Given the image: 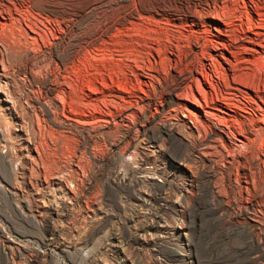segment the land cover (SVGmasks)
<instances>
[{"label":"bare ground","instance_id":"bare-ground-1","mask_svg":"<svg viewBox=\"0 0 264 264\" xmlns=\"http://www.w3.org/2000/svg\"><path fill=\"white\" fill-rule=\"evenodd\" d=\"M66 30L69 33L64 41L56 43L52 51L36 55ZM262 53L264 0H0V192L5 193L1 182L11 185L15 180L16 165L20 164L17 174L24 183L27 167L54 168L64 150L80 151L83 156H79L89 154L95 159L92 151L106 144L102 137L90 138L94 127L108 139L112 126L124 127L122 136L111 141L108 150L122 149L124 140L130 144L134 138L126 122L138 117L136 109L144 113L152 110L153 123L158 115L169 118L166 122L167 118L162 121L157 117L152 126L141 124V130L151 138L142 148L143 160H129L128 164L155 165L159 161L154 152L163 153V146L157 134L177 140L181 155L172 166L182 175L178 190L183 195L194 183L190 163H196L199 154L210 155L216 142L231 150L250 151L257 145L264 158V109L255 99L264 104ZM102 69L109 70V83L89 77L94 72L101 75ZM125 70L131 78L123 76ZM200 131L207 141H199L196 135V146L195 138L193 143L186 139L189 133ZM15 151L21 157L18 164ZM71 161L78 169L82 167L77 153ZM211 161L207 158V163ZM76 175L80 176V170ZM57 179L61 199L69 201L60 200L59 212L47 197L46 211L60 216L69 212L67 204L75 200V190ZM178 202H173V210L182 217L186 210ZM27 210L35 217L41 207L28 203ZM101 215L99 209L91 217L103 219ZM179 220L173 224L159 220L158 239L178 245L182 263L193 264L187 227Z\"/></svg>","mask_w":264,"mask_h":264},{"label":"rangeland","instance_id":"rangeland-1","mask_svg":"<svg viewBox=\"0 0 264 264\" xmlns=\"http://www.w3.org/2000/svg\"><path fill=\"white\" fill-rule=\"evenodd\" d=\"M68 33L69 30H66L59 36L58 40L50 45L42 46V51L40 50L36 55L52 51L53 46L64 41ZM252 46L260 51L259 47ZM142 52V56L144 55L143 60L148 64L147 55L145 51ZM248 56L249 59H252L251 55ZM253 56L257 58L258 54ZM262 56H264L263 53ZM259 60H257V63L260 62ZM101 72L102 77L98 75L100 73L95 72L89 77H92L94 79L92 80L96 82L102 79L109 83V70L102 69ZM123 76L126 79L132 77L129 70H125ZM262 81L264 82V80ZM260 87L264 89V83ZM255 99L264 109V104L259 99ZM252 107L257 108L254 104H252ZM113 110L115 112V109ZM139 110L136 109V115L140 117L141 114L142 116L144 114V118L139 120L138 117L133 116L126 122L131 129L130 136L133 135L132 137H134L133 140L131 139L132 142L129 144L126 142L127 139L124 140L121 147L124 146L118 151L108 150L109 144L122 136L121 133L124 132V127H117V129L112 126L109 139L105 135L102 136L97 133L98 129L94 127L90 131V138L94 140L97 137H102L106 144L105 147L92 151L95 159L89 154L84 155V157L79 156L78 154L82 153L80 151L64 150L58 155L59 163L54 166L55 169L45 166L43 168L41 166L34 167L33 165L34 168L32 166L27 167L26 172L24 171L28 176V180L24 182L25 184L19 177L20 164L16 165L19 168H17L19 174L15 170V175L19 176H13L12 179L15 180L11 181V185H8L7 182H1V185L5 187V189L2 188L5 193L0 192V264H118L112 261L121 259L124 256L128 257V260L124 263L119 262V264H152V261L155 262L158 257L161 264H183L180 247L174 245L170 240L159 241V244L155 246V252L144 249V252L141 253L136 248L135 242L132 243V238L128 236V229L131 225L127 224L128 218L135 216L133 213L136 211L140 212L138 218H143L142 214L146 213L148 218L170 221L172 224L180 219L179 222L182 221L187 227L188 239L192 244L190 254L193 264H264L263 151L257 145H255L256 149L250 151L242 148L241 150L238 148L234 150L224 149V147L221 148L219 142L215 143L214 149L209 150V153L212 151L210 155L208 153L204 155L207 157L202 154V156L199 154L197 157L194 151L192 157L196 156V163L192 162L189 166V170H192L191 172L195 176L194 183L192 184L193 187H189L188 193L183 195V192L178 190L179 183L183 180L182 175L172 166L173 162H179V155H181L179 153L181 147L177 140L164 138L163 134H157L155 135L157 138H155L160 137L157 141L163 146V153L154 152L159 161L155 165L128 164L129 160L130 162H134L135 159L143 160L142 148L145 149L148 145L146 142L151 138L149 133L146 134L141 130V126L146 123L152 126L157 117L162 121L167 118L166 122L169 118L166 115L165 118L160 117L163 114L158 115L154 117L155 122L153 123L154 120L152 122L150 120L152 114H154L152 110L149 113H144L141 110L139 112ZM155 128L158 127L155 126ZM203 133V131H200L201 135L189 133L191 137L189 134L184 135L189 136L186 139L193 143L199 135V138L202 136L201 139L197 137L199 141L206 140L203 138V136L206 137ZM197 139L193 145L197 146L199 144ZM127 145H130V147ZM195 149H198V147H195ZM73 153L74 155L77 153L83 168L78 169L75 167L74 161L68 162L74 156ZM15 156V164H18L21 162L20 154L15 151ZM104 156L107 158L100 162V159ZM207 158L212 160L211 164L207 163ZM199 159L203 160L200 161ZM228 161L229 163L232 162V166L228 164ZM192 164L193 166H191ZM79 170L81 177L76 175ZM29 174L31 177H29ZM56 179L64 182L67 188L71 187L70 189L75 190L76 193L84 192L82 194L86 197V208L90 211L88 212L79 207L80 203H74L70 215L58 216L62 210L63 199L61 198L63 196L59 192L58 186L55 185ZM17 180L19 181L17 182ZM50 187L52 189H49ZM75 191H73L74 194ZM50 193L53 198L48 196ZM135 193L144 196V205L137 202ZM180 195H183V197ZM47 197L54 204L53 206H58L57 210L60 209L58 214L46 211V204L49 200ZM173 202H178L184 207L186 211L182 217L185 220L178 212L173 210ZM25 203L30 205L38 203L40 205L41 211L34 214L36 218L31 216L32 213L27 210V204L24 205ZM99 209L105 216L103 220H99L98 216L91 217L93 212ZM64 222L68 223V229L60 230L58 224ZM33 223L41 225L34 227ZM51 225L57 227L58 230L52 229ZM130 230L132 231L131 228ZM115 234L121 241L119 248L110 247L109 244L106 245L107 238Z\"/></svg>","mask_w":264,"mask_h":264},{"label":"built area","instance_id":"built-area-1","mask_svg":"<svg viewBox=\"0 0 264 264\" xmlns=\"http://www.w3.org/2000/svg\"><path fill=\"white\" fill-rule=\"evenodd\" d=\"M74 195H75V200L70 201L67 204L70 208L69 212H63L62 214H60V217H65V216L70 215V213H72V211H73V204L74 203H76V204L80 203L79 207H82L83 210H87V208H86V197L81 192H77ZM139 196L143 197V199L141 201L137 200V198H139ZM124 199H126V198H124ZM136 200H137V202H140L141 205L142 204L144 205L145 198L143 195H140L139 193H137L136 194ZM63 202L65 203V201H63ZM100 212H101V210H100ZM136 212L133 213V214H135V216H130L128 218L127 224L131 225L129 227L132 229V231L130 230V228L128 229V233H129L128 236L132 238V241H133L132 243L135 242L134 244H135L136 248L141 253L144 252L143 251L144 249H147L146 251L151 250V251L155 252L156 251L155 246H157L159 244V241H160L158 239V232H157V226H158L159 220H157V218L152 219V218L146 217L147 216L146 213L142 214L143 218L139 217L140 218L139 219L138 216H139L140 212H138V211H136ZM101 214H102L101 217L104 218L105 217L104 214L102 212H101ZM99 220H103V219H99ZM67 224L68 223H66V222L60 223L59 229L60 230L68 229ZM113 239H116V241L112 242ZM118 239H119V237L117 236V234H115L113 237L107 238L106 245L109 244L110 247L116 248L121 243V241ZM126 260H128V257L124 256L123 258L115 259L112 262L119 263V262H126ZM112 262H110V263H112ZM159 262H161V261H160V258L158 257L155 262L152 261V264H158ZM125 264H127V263H125Z\"/></svg>","mask_w":264,"mask_h":264}]
</instances>
